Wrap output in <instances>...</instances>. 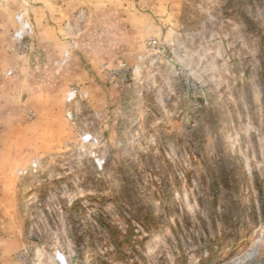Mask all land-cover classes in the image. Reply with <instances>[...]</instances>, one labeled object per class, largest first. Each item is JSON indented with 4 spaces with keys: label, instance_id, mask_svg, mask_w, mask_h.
Here are the masks:
<instances>
[{
    "label": "rangeland",
    "instance_id": "374dc122",
    "mask_svg": "<svg viewBox=\"0 0 264 264\" xmlns=\"http://www.w3.org/2000/svg\"><path fill=\"white\" fill-rule=\"evenodd\" d=\"M57 254L261 264L264 0H0V264Z\"/></svg>",
    "mask_w": 264,
    "mask_h": 264
},
{
    "label": "built area",
    "instance_id": "2783aa9c",
    "mask_svg": "<svg viewBox=\"0 0 264 264\" xmlns=\"http://www.w3.org/2000/svg\"><path fill=\"white\" fill-rule=\"evenodd\" d=\"M15 20H16V23H17V27H16V30L14 32V37L17 40L18 48L25 47V45H26L25 38L33 33V25L26 18V16L24 15V12L17 13L15 15ZM148 44H149L150 47H155L157 52H159V50L162 47V44H160V42L158 41L157 38H151L149 40ZM137 58H138V64H137V66H138L140 63L143 62L144 57H142L141 55H138ZM120 69L124 70V71H127V68L123 67V66H121ZM187 87L193 91L194 84L191 83ZM78 95H80V90H78L76 88H70L69 91L67 92V96H66L67 102L73 101ZM67 116L68 117H72L71 111H67ZM58 256H61V255H58V254L54 255V258H53L52 261L47 262V263L46 262H42V263H39V264H71L68 261L65 262V260H63L65 258H60ZM260 263L264 264V256H262Z\"/></svg>",
    "mask_w": 264,
    "mask_h": 264
},
{
    "label": "bare ground",
    "instance_id": "6f19581e",
    "mask_svg": "<svg viewBox=\"0 0 264 264\" xmlns=\"http://www.w3.org/2000/svg\"><path fill=\"white\" fill-rule=\"evenodd\" d=\"M58 255H61V256H58V257H60V258H64L63 254H58ZM64 260H65V262H66V259H64ZM239 261H240V260H239ZM88 264H92L91 261H90Z\"/></svg>",
    "mask_w": 264,
    "mask_h": 264
}]
</instances>
